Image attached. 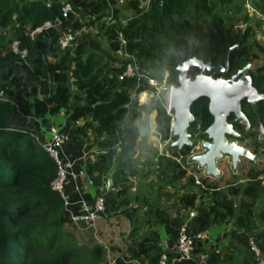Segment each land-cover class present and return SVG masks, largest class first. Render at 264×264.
<instances>
[{
  "label": "trees",
  "instance_id": "trees-1",
  "mask_svg": "<svg viewBox=\"0 0 264 264\" xmlns=\"http://www.w3.org/2000/svg\"><path fill=\"white\" fill-rule=\"evenodd\" d=\"M82 1L85 14L90 15L88 22H99L97 26L111 53L123 49L135 58L142 71L158 79L164 77L178 84L177 66L193 55L213 64L224 63L229 47L237 41L241 47L230 52L231 68L245 64L254 55L245 43L252 27H243L249 18L248 12H242L243 0H151L147 6L142 0H127L126 6L133 14L120 22H107L109 14L101 0ZM61 4L53 0H0V24L9 26L10 33L29 50L28 67L40 77L37 84L21 82L12 64L17 55L8 50L7 35L0 33V64L7 65L0 82V264H21L23 260L25 264H102L103 261L102 245L88 247L63 228V199L51 188L57 164L28 127L11 122L14 112L11 97L16 94V88H21L22 94L31 99L32 111L41 114L44 123L49 122L47 114L61 109L72 120L85 118L81 124L72 123L69 129L78 146H82L83 139L89 140L91 133L96 138V156L85 158L93 183L101 184L102 175L108 174L120 184L127 174L136 173L131 151L139 136L138 120L142 114L139 107L131 104V88L136 85V77L119 80L114 71L106 72L110 53L97 38L92 39L93 48L78 41L71 54L60 53L50 58L49 39H30L28 35L31 26L62 16ZM252 6L264 14V0H253ZM68 16L63 18V28ZM73 24L78 26L80 21L74 19ZM47 74L51 81H46ZM250 74L252 83L264 91V68L258 66ZM72 99L78 102L71 105ZM155 108V127L160 139L174 138L170 130L171 115L158 103ZM242 108L250 120L258 115L264 120V114L252 105L243 101ZM191 111L201 128L206 129L212 121L208 99L195 100ZM233 116L231 112L228 119L233 120ZM194 124L195 121L192 128ZM173 147L175 155L187 153L191 148L190 145ZM168 164L177 165L175 160ZM184 172L180 169L177 176H183ZM246 176L248 180L242 187L234 185L235 180L227 182L226 188L206 182L202 191L211 190V200L197 208L196 191L186 193L181 199L185 207L196 209L189 221L192 227L207 229L232 217L239 229L253 235L264 253V227H258V214L254 212L256 202L264 194V166L249 169ZM126 188V185L117 186L108 193L105 203L109 199L112 207L118 209L127 199L119 201L115 195H123ZM259 216L264 218V205ZM19 247L22 249L17 251ZM206 251V264H234L229 251L218 248ZM35 252L46 254L36 258L32 254ZM18 253L23 259L16 256ZM158 255L159 251L153 255L151 264ZM243 258L246 264L250 259L253 264L251 253L246 252Z\"/></svg>",
  "mask_w": 264,
  "mask_h": 264
},
{
  "label": "rangeland",
  "instance_id": "rangeland-1",
  "mask_svg": "<svg viewBox=\"0 0 264 264\" xmlns=\"http://www.w3.org/2000/svg\"><path fill=\"white\" fill-rule=\"evenodd\" d=\"M48 1H52V0H48ZM53 1H57L59 3H62L63 1L71 2L73 6V10L70 12L68 16L69 19L66 21L64 28L74 31L76 33V41L77 42L84 41L90 48L94 47L92 44V39L93 38L99 39L102 48L106 49V51L110 53V54L107 53L109 54L108 56L109 59L106 60L108 64L106 72L114 71L116 73L121 67V65L128 60L127 58L128 55L125 54L123 49H120L117 53L114 52L111 53L112 51H110L105 37L102 36L101 30L97 26V23L99 22L97 21L92 23L88 22L90 15L85 14L83 1L82 0H53ZM101 1H102L103 9L107 11L109 14V16L106 17L107 22L110 21L120 22L123 18L133 13L131 9H128L126 4L122 0H113V1L101 0ZM243 1H244V6L242 8V12L244 13L246 11L249 14V18L243 24V27L246 25L252 27L251 29L252 32L249 33L248 38L245 42L251 48L250 53L254 54L252 57H250L249 60L253 64L252 69L249 70H257L258 66H262L264 68V14L259 13L258 11H256V9L253 8L252 6L253 0H243ZM74 19H78L80 21V25L75 26L73 24ZM0 33H5V35H7V41L9 43L11 39L14 37L12 33H10L9 31V26H4L0 24ZM48 38H49V47H50L48 56L50 58H53L60 53L71 54L73 52V48L76 45L75 42L73 46L68 47L65 50H60L52 40L55 38H53L52 36L47 37V39ZM12 64L14 66V73H16L20 77L21 82L23 84L31 85V84L39 83L40 77L35 75L32 72L31 68L27 67L25 63L23 62L20 63L19 59L14 58L12 60ZM242 66L243 65L239 67ZM6 67L7 65L0 64V82L2 81V74L6 70ZM236 69L237 67L232 68V70L228 74L233 73ZM44 77L46 81H51L50 74H47ZM159 81L162 82L164 85L170 83L164 77L162 79H159ZM136 83H138V80ZM140 83L145 85V83L147 82L142 79ZM134 87L131 88V101L135 104L136 94L134 93L135 92ZM71 89L73 92L76 91L75 86H73L72 84H71ZM39 91L40 90H38V92ZM11 100L14 105V112L11 116V122L12 123L14 122L13 124L15 125L25 126L28 125L29 123L34 125L35 123L34 121H38L40 122V127H41L40 132H42V134L38 132L39 136L41 135L45 137L49 136L50 133L47 131L48 127L46 126H48L51 123H54L60 127L59 121H64V119L66 118V114L63 111L59 112L60 114L59 118L61 120L53 119L55 122H53L52 118H49V122L44 123L41 114H37L38 118H36L34 114H31L29 112V105L31 102H27L29 98L24 94H22L21 88H16V94L13 97H11ZM74 101L78 102L77 99H73L72 103ZM162 101L163 102L165 101V97L163 95H161L160 98H153L151 102L149 101L150 103H148L150 106L148 109L152 108V110H156L153 107H155L157 103L162 107L161 105ZM135 105L139 106L137 103ZM253 108L259 112L258 107L256 108L253 106ZM170 112L172 119L174 112L173 109H170ZM193 121H195L194 126H196V124L200 122L195 115H194V119L191 122ZM140 122H141V127L144 128L145 126L152 135L153 133L151 132V130L157 131L156 127H154V121L152 118L149 119V122L145 121V119L144 120L141 119ZM60 128L64 130L63 127ZM204 131L205 129L201 127L199 130H195L193 128V130L190 133V138L194 143L191 145V148L187 153H183L181 155L173 154V151L175 149L173 147L174 145H172V141L175 139V136H173L174 138L171 137L168 138L164 142L162 141L163 144L161 145L162 147L161 154L158 153L159 148L157 147V144H155L157 140H154L155 142L151 144L149 151L146 152L147 154H145V156H147L145 163H141V165H139L138 168V159H137V162H135L136 173L134 175L127 174L124 182L120 183V185H126L127 187L126 192L123 195L118 194L115 196L119 201L122 200L123 198H126L127 201L124 202L118 209H114L111 203H109V199H108V201L106 202L107 209L105 207L104 213L107 214L113 209H114L113 211L118 210V212L119 211L120 212L127 211V213L134 212L136 214L134 218L138 221V222L136 221V223H139L140 221L145 220L146 218L153 219L154 212H156V214L160 213L162 214V216L165 217L164 214H170L169 211L171 207L174 211H176L177 214L183 213L182 215L187 216L188 214L185 211H189L191 207L184 206L181 199L183 195H185L188 192L196 191L197 192L196 205H195L196 208L200 205V203L202 202L207 203L211 200V196H210L211 190H208L205 193H203L202 191L203 186L197 183L195 179H199L204 186H207L206 182H209V183H215L218 185L217 187H221V188H226L227 182L235 180L234 185H240L242 187V185H244V183L248 180L246 173L249 169L260 168L264 166V140H261L260 143L257 142L252 143L249 138L240 137V139H237V141L241 144H247L249 148L257 154L256 161H253L252 159L246 157H242L238 161L237 166L234 169L232 166L230 155L224 154L221 158L217 159V166L220 168V174L218 176L206 174L204 172V167H199L198 162L194 159V155L205 151L203 141L208 138H207V134ZM154 134L157 135L158 133L157 134L154 133ZM159 141L161 142V139H159ZM89 147L91 148V145H89ZM175 148L177 147L175 146ZM90 153L92 154L93 157L96 156V153L94 151H90ZM93 157H90V159H92ZM170 160L171 161L175 160L177 165L168 164ZM180 169H183L185 171L183 176L181 177L177 176V173L180 171ZM263 205H264V194H262L259 197L254 207V212L258 214L257 223L260 229L264 227V218H260L259 216V212ZM194 210L196 211V209ZM63 228L66 231H70L72 234H74V237H76L78 241L84 242L86 245H88V247H92L96 243L102 245V250H101V256L103 257L102 264H108V261L109 259H111V256L107 253L106 248H104V246L106 247L108 245V243L105 241V238L103 237L104 235L101 234L100 236L96 234L94 231H89V230L88 231L86 230L87 232H84L83 230L74 228L67 222L63 223ZM114 233L115 232L112 231L111 234L114 235ZM103 243H106V245ZM245 243H247L248 245V237H245ZM203 248L209 249V245H202L200 241V249ZM21 249L22 248L19 247L17 248V251H20ZM32 254L36 258H40L46 253L35 252ZM16 256L17 257L19 256L20 259L21 258L23 259V257H21L20 254ZM235 261L238 264H240V262L237 261L236 258ZM21 264H25V261L23 260Z\"/></svg>",
  "mask_w": 264,
  "mask_h": 264
},
{
  "label": "built area",
  "instance_id": "built-area-1",
  "mask_svg": "<svg viewBox=\"0 0 264 264\" xmlns=\"http://www.w3.org/2000/svg\"><path fill=\"white\" fill-rule=\"evenodd\" d=\"M150 2L151 0H142L145 6ZM72 10L73 6L71 2L63 1L61 4L62 16H56L54 19H47L38 25L31 26L28 29L30 39L52 36L55 38L52 40L60 50L73 46L75 42L77 43L76 33L62 27L63 18L67 17ZM8 50L15 53L17 59H20L23 63H30V52L26 47L20 45L19 38L14 37L11 39ZM116 74L119 80L126 77H136L138 83L134 87V93L136 94L135 103L139 106L163 95L165 101H162L161 105L171 115L169 94L171 88L175 85L174 83L170 82L164 85L158 78L148 75L140 69L135 58L130 55H128V60L121 65ZM142 79L147 82L145 85L140 83ZM46 127H48L47 131L50 134L47 137L44 136L41 145L54 158L57 164V174L51 181V188L57 191L63 199L65 222L79 230H93L96 233V220L105 212L106 197L110 191H114L117 188V185L108 182L104 178L99 193L92 200H89L84 194L74 196L73 191L82 190V181L85 184H93V178L88 173L86 164L82 160L86 157L87 151H82L81 154L74 157L65 156L63 147L67 142L72 140V133L61 129L54 123ZM162 141L164 142L166 139L161 140L158 144L159 154L162 153ZM195 181L203 185L199 179H195ZM247 237L253 264H264L263 250L257 244L252 234L247 233ZM207 238L208 233L206 229H197L192 227L188 221H181L176 228L173 243L159 251L155 264H206L208 253L204 248L200 249V241ZM128 262L132 264H145L136 257H131L128 259ZM114 263L115 258L109 259L108 264Z\"/></svg>",
  "mask_w": 264,
  "mask_h": 264
},
{
  "label": "crops",
  "instance_id": "crops-1",
  "mask_svg": "<svg viewBox=\"0 0 264 264\" xmlns=\"http://www.w3.org/2000/svg\"><path fill=\"white\" fill-rule=\"evenodd\" d=\"M122 1L126 4L127 0H122ZM19 62L21 63L22 61L19 59ZM28 65L29 64H26L27 67ZM72 100L70 103L71 105L76 103V101L72 103ZM27 102H31V99L29 98ZM131 104L135 105L136 103L134 104L132 102ZM137 107H139L142 110V114L138 120L139 136L137 138L136 144L132 147L131 159L134 162V164L135 162H137L138 159V168H139V165H141V163H145L147 158L145 154H147L146 152L149 151L151 144L155 142L154 140H157L155 144H157L158 147L160 138L157 134V131L151 130V132L153 133L152 135L145 126L144 128L141 127V122H140L141 119L142 120L145 119V121L149 122V119L152 118L155 127L154 116L156 110H152V108L148 109L150 107L148 103L144 104L143 106H137ZM153 108L156 109L155 107ZM60 111L65 112L64 109H61L57 113H55L57 115L47 114V116L49 118H52V120L53 119L61 120L59 118ZM29 112L31 114H34L35 117L38 118L37 113L32 111L31 103L29 105ZM65 114H66V118L64 119V121H59V122H60V127H63L65 130L68 131H70L69 128L72 123L75 122L81 124L85 119V118H80L78 120H72L69 117V113L65 112ZM66 120L68 121V123ZM34 122H35L34 125L29 123L28 125L25 126L31 130L32 134L39 140V142L43 141L44 136L43 135L39 136L38 133L40 132V128H41L40 122L38 121H34ZM53 122L55 121L53 120ZM40 133L42 134V132ZM154 133H156L157 135H155ZM82 141H83L82 146H78L77 144L74 143V135H73L72 140L67 142L63 147V152L65 156L74 157L75 155L81 154L82 151H85L86 149V151L88 152L87 157L89 156L93 157L90 151L96 152L97 149L96 138L93 135V133H91L89 140L83 139ZM89 145H91V148L89 147ZM84 159L82 160L86 164V160ZM109 176L111 175L108 174H105L104 176L102 175L101 179L104 180L105 178L106 180H108ZM112 183L117 186H120V184L114 182L113 179H112ZM81 184H82L81 186L82 190L73 191V195L79 196L81 194H84L89 200H92L95 197V195L99 193L102 185V183L85 184L84 181H82ZM113 210H111L107 214L104 213L103 215H100L97 218L95 229H96V234L100 236L101 234L104 235L103 237L105 238V241L108 243V245L106 247L104 246V248H106L107 253L111 257L116 258V262H115L116 264H132L128 262V259H130L131 257H136L139 261L144 262L145 264H151L153 255L157 254L158 251L170 246V244L173 243L178 224L184 220L189 222L192 212L195 211L194 208L191 207L189 211H185L188 215L184 216L182 215L183 213L177 214L176 211H174L171 207L169 211L170 214H164L165 217L162 216V214L160 213L156 214V212H154L153 219L146 218L145 220L136 223L137 220L134 218L136 214L134 212L127 213V211L118 212V210L115 211ZM171 211H173L174 213ZM206 230L208 233V238L201 240L202 245H209V248H218V249H222L223 251H229L234 256L233 260L235 264H238L235 261V258L237 259V261L240 262V264L241 263L246 264L243 255L246 252L248 254L250 253V251L248 250L249 249L248 245L247 243H245V237H247V233L242 229H239V227H237L232 217L227 218L223 222L213 223ZM112 231L115 232L114 235L111 234ZM103 244L106 245V243ZM143 247H145L144 248L145 250L144 249L142 250ZM247 264H252L251 259Z\"/></svg>",
  "mask_w": 264,
  "mask_h": 264
},
{
  "label": "water",
  "instance_id": "water-1",
  "mask_svg": "<svg viewBox=\"0 0 264 264\" xmlns=\"http://www.w3.org/2000/svg\"><path fill=\"white\" fill-rule=\"evenodd\" d=\"M236 47H241L240 41L229 47L224 63L213 64L210 60L204 61L195 55L182 61L177 66L178 84L171 88L169 94V107L174 111L170 122L172 135L175 136L172 145L177 148L194 143L188 131L189 124L194 119L191 104L200 97L208 99V110L212 115V121L204 131L208 139L203 141L205 151L194 155V159L209 175L220 174L217 159L224 154L230 155L234 169L242 157L253 161L257 159V154L247 144L237 141L240 133L233 126V122L227 120L232 112L234 120L248 128L250 121L242 109L241 100L246 97L249 102L255 103L264 99V93L257 90L248 72L252 69V62H246L230 77L222 75L230 71V52ZM196 69L198 71L193 76L189 75L190 71ZM255 124L259 137L264 132L263 124L259 118ZM108 181H112L110 176ZM195 213L196 211H193L192 215Z\"/></svg>",
  "mask_w": 264,
  "mask_h": 264
},
{
  "label": "flooded vegetation",
  "instance_id": "flooded-vegetation-1",
  "mask_svg": "<svg viewBox=\"0 0 264 264\" xmlns=\"http://www.w3.org/2000/svg\"><path fill=\"white\" fill-rule=\"evenodd\" d=\"M243 65H244V64H243ZM239 68H240V67H239ZM239 68L237 67V69H239ZM237 69H236L234 72H236ZM231 70H232V68L230 69V71H231ZM194 71H195V73H196L198 70L196 69V70H194ZM230 71H229V72H230ZM250 71H252V70H248L249 73H250ZM229 72H228V73H229ZM234 72H233V73H234ZM189 73H190V72H189ZM195 73H194V74H195ZM189 75H190V74H189ZM222 75L225 76V77H230V75H232V73H231V74H228V75H225V74H222ZM256 88H257V87H256ZM257 90H258L259 92H263V93H264L263 90H259L258 88H257ZM243 101L246 102V103H248L249 105H252V107H253V106L256 107V108L258 107L260 114H261V113L264 114V99H260V100H257L255 103H252V102H249V101L246 99V97H244V98L241 100V105H242ZM242 109H243V108H242ZM256 111H257V110H256ZM229 114H230V113H229ZM247 117H248V116H247ZM263 117H264V115H263ZM257 118H259V119L262 121L263 128H264V120L260 117V115L256 116V117L254 118L253 121L249 119V121H250V125H249L248 128H245V127L243 126V124L239 123L237 120H234V116H233V120H229L228 117H227V120L233 122V126H234V127L239 131V133H240L239 137L241 136V137H244V138H249L250 141H251L252 143H256V142H257V143H260L261 140H264V132H262V133L260 134V136L257 137V129H258V127H257L256 124H255ZM191 123H192V122H190V124H189L188 131H189V129L193 130V128L191 127ZM200 127H201V124H200V122H199V123L196 124V126H194V129H195V130H199ZM189 132H190V131H189ZM190 133H191V132H190ZM176 147H177V146H176Z\"/></svg>",
  "mask_w": 264,
  "mask_h": 264
},
{
  "label": "clouds",
  "instance_id": "clouds-1",
  "mask_svg": "<svg viewBox=\"0 0 264 264\" xmlns=\"http://www.w3.org/2000/svg\"><path fill=\"white\" fill-rule=\"evenodd\" d=\"M175 85H177V84H175ZM170 130H171V127H170ZM172 133V132H171ZM162 140V139H161ZM164 140V139H163ZM167 140V139H166ZM111 177V176H110ZM108 181V180H107ZM109 182V181H108ZM111 183H112V181H111ZM112 258V257H111ZM113 258H115V257H113ZM115 262H116V258H115ZM115 264V263H114Z\"/></svg>",
  "mask_w": 264,
  "mask_h": 264
}]
</instances>
